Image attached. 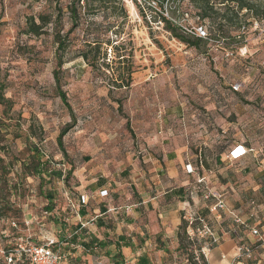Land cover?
I'll list each match as a JSON object with an SVG mask.
<instances>
[{
	"label": "rangeland",
	"instance_id": "1",
	"mask_svg": "<svg viewBox=\"0 0 264 264\" xmlns=\"http://www.w3.org/2000/svg\"><path fill=\"white\" fill-rule=\"evenodd\" d=\"M149 1L155 4L140 8L128 0V22L115 17L105 21L102 14L94 18L102 26L92 28L101 35L107 23L115 26L102 37L121 47V59H130L134 73L129 90L110 94L107 76L115 78L118 70L110 49L105 61L110 70L100 66L103 59L95 70L80 57L88 34L84 24L70 35L61 75L70 111L53 77L57 45L52 25L40 37L25 31L28 19L45 14L61 17L58 23L66 33L72 26L69 7L73 0H0V82L12 106L7 102L0 106V156L6 164L11 162L8 178L18 187L17 194L12 191L9 197L15 212L0 220V264H7L10 246L41 244L52 227L59 231L48 221L45 193L56 196L61 213L72 210L65 214L68 219L80 210L73 199L78 201L77 187L101 177L116 178L135 163L143 165L149 144L179 127L191 129L189 140L204 130L205 137L213 133L221 141L239 136L255 152L233 168L263 173L264 189V21L251 19L244 36L229 29L226 38L206 22L203 30L210 39L195 49L173 38L162 22L164 16L187 32L197 33L202 25L193 5L170 2L163 9L157 0ZM257 1L264 7V0ZM57 11H61L59 16ZM70 124L62 150L58 136ZM34 147L43 152L44 163L63 172L73 169L72 176L51 181L44 176L41 189L40 177L22 172ZM251 200L264 205V190L262 195L247 196L242 209L245 215ZM56 212L53 215L63 220ZM209 220L213 225V217ZM243 232L252 235L251 228Z\"/></svg>",
	"mask_w": 264,
	"mask_h": 264
},
{
	"label": "crops",
	"instance_id": "2",
	"mask_svg": "<svg viewBox=\"0 0 264 264\" xmlns=\"http://www.w3.org/2000/svg\"><path fill=\"white\" fill-rule=\"evenodd\" d=\"M190 133L191 129L179 127L171 135L158 137L149 144L143 165L135 163L116 178L101 177L77 187V195L85 198L81 212L73 211L66 228L56 226V232L52 227L46 236L67 243L64 264H96L99 258L112 264H189L180 248V226L190 215L212 218L202 194H190L196 188L222 192L228 208L239 212L252 227L264 223L263 204L251 200L249 214L242 211L247 196L262 195L263 173L233 168L246 163L250 155L228 166L230 151L236 143L245 144L243 140L234 136L221 141L216 133L205 137V130L189 140ZM199 156L208 168L199 166ZM200 179L205 180L203 184H198ZM103 191L108 194L102 196ZM71 212L68 209L67 214ZM212 224L217 241L199 239L194 246L206 264H264V245L243 231L236 236L228 215ZM240 246L251 248L253 257H240Z\"/></svg>",
	"mask_w": 264,
	"mask_h": 264
},
{
	"label": "trees",
	"instance_id": "3",
	"mask_svg": "<svg viewBox=\"0 0 264 264\" xmlns=\"http://www.w3.org/2000/svg\"><path fill=\"white\" fill-rule=\"evenodd\" d=\"M182 1L189 2L196 9V16L202 25L200 28H198V30H203L204 23L209 22L213 25L215 33L218 36H225L224 38H226V35L231 34L229 29L239 31L241 35L244 36L246 30L252 24L250 22L251 19L264 21V7L257 0H157L158 4L163 9L165 8V5H168L170 2H176L179 4ZM149 2V0H145L144 4L148 5ZM134 4L138 5L140 3L134 1ZM139 6L140 8H142L141 6H143V4H140ZM57 12L59 16L61 11ZM69 14L72 26L66 33H63V25L59 24L61 22V17L53 18L50 15L40 14L37 18L31 17L30 19H28L25 34L29 36L40 37L46 34V28L52 25V34L57 45V63L56 68L53 71V77L59 97L61 98L65 107L71 111L70 104L67 100V95L61 86L62 68L64 66L63 58L70 46V35L73 34L74 31L78 29L82 24L85 25V30L88 32V34L86 39L84 40V48L81 50L80 57L95 70L99 69L100 66L106 68L107 70L112 69L111 65L105 62L108 59V49H110L111 53L114 54V59H117V61H113V63L118 64V70L116 69L117 75L115 76V78L111 79L109 76H107V78L110 80V94H112L116 90H129L133 83L132 75L134 71L129 58L121 59L123 58V55H121V47L115 45V41L111 39L105 41L102 37V35L108 33L115 26L112 25V23H107V26L109 27L105 30L104 33H102V35L99 29L92 28L102 26L101 23L99 24L94 20V18H96L98 14H102L105 21L109 20V18L111 17H115L120 19L123 18V22H128L129 11L127 9V3L124 0H73L69 7ZM172 14L174 16L175 12H173ZM162 22L164 23V28L172 35L173 38L177 39L188 47L199 49L202 44L207 43V41H209L210 39V36L206 31V35L204 37L201 36L198 31L197 33L193 31L187 32L178 23H174L171 19H168L164 16L162 17ZM241 35L239 36L241 37ZM129 56L131 58L132 54L130 53ZM101 59L104 60V63L99 66L98 62ZM5 89V84L0 82V106L3 103L10 102V100L5 99L4 97ZM9 104L10 107H12L11 103ZM121 106L122 105H120V107ZM72 126L73 124H70L68 127H65L58 136L57 141L59 147L62 150H64L63 138L66 136L69 128H71ZM29 134H33L31 128H29ZM63 153H65V151H63ZM43 158L44 154L41 149H37V147H34L31 150V158L29 162L22 164V172L25 173V175L38 176L41 178V189H43L42 183H46V180L42 179L44 176H50L49 181L55 178L65 180L69 179L72 176L73 169L64 172L61 170L59 171L52 169L50 165L43 162ZM201 163L205 168L209 167L208 163L203 157H201ZM217 164L222 165V162L218 161ZM11 171V162L6 164L4 157L0 156V220L5 218L7 214L15 212L9 197L11 194H13L12 191L15 192V195L17 194L18 187L16 184L11 185L10 183L8 176ZM55 197L56 196L52 192L45 193V198L48 201L46 210L47 212H50L49 216H51L48 221L54 226H61L62 228H64L65 225H68V223H66L65 220L67 219L63 218V216L68 215V212L61 213L63 211H58V209L56 208ZM82 197L83 196H79L78 201L77 199L73 198L76 202L75 204L79 206V213L85 205L82 202ZM52 212H56V214L62 217L63 220L53 215ZM188 227V222L186 220H183L178 233L180 248L183 250V253L185 254L189 264H198V262L196 261L194 249L197 241L189 240ZM58 242L59 244H66L63 248V250L65 251L67 243L61 241ZM25 243L21 242L20 244H16V246L14 247L10 246L7 249L6 259L10 254H13L16 249H19L21 244ZM32 244L40 246L45 244V240L41 244ZM196 249L198 251H201V248L198 245H196ZM200 258L203 261V264H206L204 256L201 255ZM16 264H31L29 256L24 255L22 260L16 262Z\"/></svg>",
	"mask_w": 264,
	"mask_h": 264
},
{
	"label": "built area",
	"instance_id": "4",
	"mask_svg": "<svg viewBox=\"0 0 264 264\" xmlns=\"http://www.w3.org/2000/svg\"><path fill=\"white\" fill-rule=\"evenodd\" d=\"M126 3L128 0H124ZM131 3L137 1L140 4H144L145 0H130ZM155 4L154 2H149V6ZM198 32L201 36H205L206 32L202 29H199ZM255 150L251 147L245 146L243 143H236L233 149L230 151L227 160L231 163H236L243 160L245 157L254 153ZM198 163L200 167H204L201 163V157H198ZM187 169L193 172V169L190 165L187 166ZM204 179H200L198 184H203ZM201 193L204 200L209 202L208 210L210 215H212L214 221L221 222L226 215L232 219L235 229L233 233L238 236L240 231L246 230L247 228L252 229V235L257 239L258 243L264 245V223H259L256 226H251L248 223V220L243 219L241 214L235 210H230L227 205L225 195L219 191H212L208 188H196L191 191V195ZM102 196L108 194L107 191H103ZM82 202L85 203V198L82 197ZM186 221L188 222V238L190 241L202 240L205 238H210L214 242L217 241L216 232L214 226L210 224L209 218L199 217L196 215H190L187 217ZM13 227H17L16 223L13 222ZM66 244H62L51 238H45V244L43 245H34L30 243L21 244L19 249H16L13 254H10L7 257L8 264H16V262L21 261L24 255H28L30 258L31 264H64L68 261L67 253L64 252L63 248ZM239 256L251 259L253 257V251L251 248L240 246L238 248ZM196 261L199 264H203L201 261V254L195 253ZM96 264H112L110 261H107L105 258H99Z\"/></svg>",
	"mask_w": 264,
	"mask_h": 264
}]
</instances>
